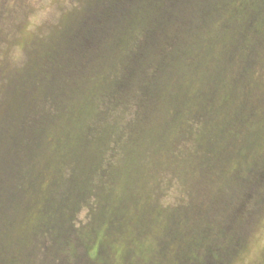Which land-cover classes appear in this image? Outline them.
<instances>
[{"label": "rangeland", "instance_id": "374dc122", "mask_svg": "<svg viewBox=\"0 0 264 264\" xmlns=\"http://www.w3.org/2000/svg\"><path fill=\"white\" fill-rule=\"evenodd\" d=\"M72 2L0 0V264H256L264 0Z\"/></svg>", "mask_w": 264, "mask_h": 264}, {"label": "trees", "instance_id": "16d2710c", "mask_svg": "<svg viewBox=\"0 0 264 264\" xmlns=\"http://www.w3.org/2000/svg\"><path fill=\"white\" fill-rule=\"evenodd\" d=\"M247 1H249V0H247ZM244 3H245V1H243L242 4H244ZM243 10L244 9L242 8L241 9V12ZM245 16H248L247 19H249V21H246L247 24L245 25V27H247V25H248L249 22H251L250 23L251 24L250 27L253 29V31H254V29L257 31L256 34H257L258 37H261L264 34V18L261 19V20H259V21H256L255 22V16L252 15V13L251 14H246ZM243 37H244V33H243ZM243 42H244V38L240 37L239 38V43H243ZM211 51L212 50H210L209 52H211ZM206 60L207 61H210V57L208 59H206ZM200 64H201V61H200ZM196 69H197V72H198L197 73L198 74V78L196 80H192V81H193V84H195V89L197 88V89L202 90L201 89L202 88L201 86H202V84H204V82H206V79H209L210 80V74H208L207 72L202 71L200 65L198 67H196ZM221 70H224V69L222 68ZM222 73H223V71H222ZM220 74H221V72H220ZM215 78H213L211 80H214ZM221 80H222V78L219 77V79H217V81H216V84H217V87H218V91H217V93L215 95V99H219V102L221 104H223V106H226L225 104L230 103V101L231 100H234V98L232 97L231 92L228 93L227 83L225 82V80L223 79V82ZM221 88H224V90H225V91H223L222 94L220 93ZM187 106H188V104L186 105V107ZM207 110L210 111V108L207 109ZM199 111H200V114H198L196 111H194L195 114H196L195 115V118L196 119H198L200 117H204V115H205V109L204 108L199 109Z\"/></svg>", "mask_w": 264, "mask_h": 264}, {"label": "clouds", "instance_id": "9594fccd", "mask_svg": "<svg viewBox=\"0 0 264 264\" xmlns=\"http://www.w3.org/2000/svg\"><path fill=\"white\" fill-rule=\"evenodd\" d=\"M45 3L66 9L70 15L79 9V4L72 0H25V6L31 9H35L37 5L44 6ZM256 264H264V252L261 253V258L256 261Z\"/></svg>", "mask_w": 264, "mask_h": 264}]
</instances>
